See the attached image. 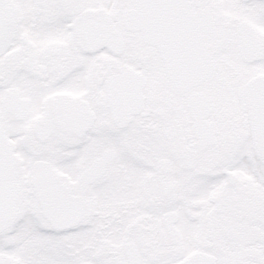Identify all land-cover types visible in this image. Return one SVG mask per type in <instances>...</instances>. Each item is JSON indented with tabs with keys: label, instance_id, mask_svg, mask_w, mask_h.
Here are the masks:
<instances>
[{
	"label": "snow or ice",
	"instance_id": "snow-or-ice-1",
	"mask_svg": "<svg viewBox=\"0 0 264 264\" xmlns=\"http://www.w3.org/2000/svg\"><path fill=\"white\" fill-rule=\"evenodd\" d=\"M0 264H264V0H0Z\"/></svg>",
	"mask_w": 264,
	"mask_h": 264
}]
</instances>
